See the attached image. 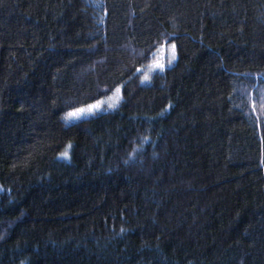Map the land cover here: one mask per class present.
Listing matches in <instances>:
<instances>
[{
    "label": "trees",
    "instance_id": "obj_1",
    "mask_svg": "<svg viewBox=\"0 0 264 264\" xmlns=\"http://www.w3.org/2000/svg\"><path fill=\"white\" fill-rule=\"evenodd\" d=\"M0 264H264V0H0Z\"/></svg>",
    "mask_w": 264,
    "mask_h": 264
},
{
    "label": "snow or ice",
    "instance_id": "obj_2",
    "mask_svg": "<svg viewBox=\"0 0 264 264\" xmlns=\"http://www.w3.org/2000/svg\"><path fill=\"white\" fill-rule=\"evenodd\" d=\"M172 48V52H171V56L168 59V64H171L172 61H174L176 59V45L173 43L171 45ZM152 68L153 69H158L160 72H164L165 71V64L160 62L159 60H155L152 63ZM137 71H140V69H137ZM150 79V77L148 76V74H145L142 78V83L145 81H148ZM108 100L110 101V103L108 104V108L112 109L115 108L117 103L119 101L122 100V96H121V88L119 86H117L114 90V92L112 93L111 96L108 97ZM102 104L103 101L102 100H96L94 103H89L83 107H76L74 109H72L71 111H69L68 113H66L65 119L68 118H79L82 116H87V115H94L96 114L97 111H100L102 109ZM62 156L67 157L69 155V153L67 151L61 153ZM123 231V229H122Z\"/></svg>",
    "mask_w": 264,
    "mask_h": 264
},
{
    "label": "rangeland",
    "instance_id": "obj_3",
    "mask_svg": "<svg viewBox=\"0 0 264 264\" xmlns=\"http://www.w3.org/2000/svg\"><path fill=\"white\" fill-rule=\"evenodd\" d=\"M173 44V42L171 43H165V44H162L160 45L153 53H151V55L149 56V60L148 62L145 64V66L142 68L141 70V79L140 81H142V78L145 74H148V76L151 78V75H153V73L159 71L158 69H153L152 68V63L153 61L155 60H159L160 62L164 63L165 64V68L171 66L173 64V62L175 61H172L171 64H168V59L170 58L171 56V52H172V48H171V45ZM150 79L148 81H145V82H141L142 84H147L149 83ZM117 87V86H116ZM115 87V88H116ZM121 88V86H119ZM115 88L107 95V96H104L98 100H102L103 101V104H102V109L100 111H97L96 114L98 113H101L105 110H111L108 108V104L110 103V101L108 100V97L112 95V93L114 92ZM95 101L93 102H90V103H94ZM119 103V102H118ZM117 103V104H118ZM89 104V103H88ZM87 105V104H86ZM85 106V105H83ZM83 106H80V107H83ZM117 106V105H116ZM74 109V108H73ZM113 109V108H112ZM72 109L66 111L64 114H63V121L66 123V124H69V123H72L74 121H77L79 119H82V118H86V117H89V116H93V115H87V116H82V117H79V118H68V119H65V116H66V113H68L69 111H71ZM95 115V114H94Z\"/></svg>",
    "mask_w": 264,
    "mask_h": 264
}]
</instances>
